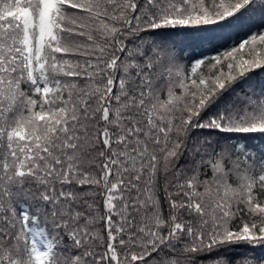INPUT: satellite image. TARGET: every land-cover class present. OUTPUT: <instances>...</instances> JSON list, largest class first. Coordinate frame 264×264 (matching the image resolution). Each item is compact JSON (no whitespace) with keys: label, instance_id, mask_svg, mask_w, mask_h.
Listing matches in <instances>:
<instances>
[{"label":"snow or ice","instance_id":"6c2138e0","mask_svg":"<svg viewBox=\"0 0 264 264\" xmlns=\"http://www.w3.org/2000/svg\"><path fill=\"white\" fill-rule=\"evenodd\" d=\"M262 71L264 0H0V264H264Z\"/></svg>","mask_w":264,"mask_h":264},{"label":"trees","instance_id":"16d2710c","mask_svg":"<svg viewBox=\"0 0 264 264\" xmlns=\"http://www.w3.org/2000/svg\"><path fill=\"white\" fill-rule=\"evenodd\" d=\"M210 2V0H206V6ZM250 27L254 30L256 25L251 24ZM249 34V26H239V25H232V26H225L223 29L217 30V35L219 38L213 40L211 44H205L203 47H198L193 50L189 49L188 53L189 56H208V55H215L217 51L222 50L223 47H228L234 45L238 42V40L246 38ZM215 71V69H213ZM198 72H207L206 66H202ZM256 80L264 84V71L260 72L256 75Z\"/></svg>","mask_w":264,"mask_h":264}]
</instances>
